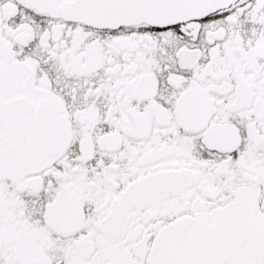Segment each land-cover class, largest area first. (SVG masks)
Here are the masks:
<instances>
[{"label": "snow or ice", "instance_id": "snow-or-ice-1", "mask_svg": "<svg viewBox=\"0 0 264 264\" xmlns=\"http://www.w3.org/2000/svg\"><path fill=\"white\" fill-rule=\"evenodd\" d=\"M0 264H264V0H0Z\"/></svg>", "mask_w": 264, "mask_h": 264}]
</instances>
